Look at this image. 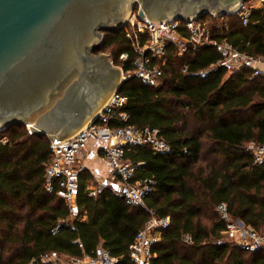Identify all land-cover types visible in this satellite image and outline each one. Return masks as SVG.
<instances>
[{
	"label": "trees",
	"instance_id": "16d2710c",
	"mask_svg": "<svg viewBox=\"0 0 264 264\" xmlns=\"http://www.w3.org/2000/svg\"><path fill=\"white\" fill-rule=\"evenodd\" d=\"M200 19L221 20L214 39L264 57V8L252 9L246 24L237 14L207 13ZM103 35L94 53L110 51L113 64L125 74L131 71L133 54L123 28ZM123 52L129 53L125 61L119 58ZM219 58L212 45L182 57L172 53L158 87L134 76L120 85L127 124L156 129L170 147L167 154L155 153L149 144L124 150L123 161L139 163L132 181L154 183L143 205L127 204L109 187L89 196L92 175L85 168L77 177L76 216L70 217L64 201L44 188L50 139L29 133L24 124L1 131L7 142L0 143V264H51L46 259L53 255L94 258L98 246L117 258L116 264H133L129 246L151 215L169 217L153 246V264H264V252H245L224 239L215 211L225 203L233 219L264 231V163L255 164L247 148L264 144V78L246 68L229 74L224 67L201 78L199 71ZM65 220L71 224L53 232Z\"/></svg>",
	"mask_w": 264,
	"mask_h": 264
},
{
	"label": "water",
	"instance_id": "95a60500",
	"mask_svg": "<svg viewBox=\"0 0 264 264\" xmlns=\"http://www.w3.org/2000/svg\"><path fill=\"white\" fill-rule=\"evenodd\" d=\"M247 1L0 0V132L24 124L54 142L95 119L125 79L94 50L133 4L151 21H186L232 15Z\"/></svg>",
	"mask_w": 264,
	"mask_h": 264
},
{
	"label": "built area",
	"instance_id": "2783aa9c",
	"mask_svg": "<svg viewBox=\"0 0 264 264\" xmlns=\"http://www.w3.org/2000/svg\"><path fill=\"white\" fill-rule=\"evenodd\" d=\"M257 1L259 7L243 5L234 13L240 17L243 24L247 23L252 9L264 8V0ZM209 15L212 18L219 17L210 13ZM209 21L200 18L186 21L183 19L151 21L139 16L138 8L132 9L122 26L124 37L129 41L133 54L130 62L132 69L122 78L134 76L144 85L158 87L163 68L172 53L182 57L188 51L195 52L209 45L215 48L220 58L206 69L199 71L201 78L206 77L217 67H224L229 74L246 68L251 70L252 76L264 78V57L243 53L229 44L225 38L214 39L213 32L220 29V23L212 26ZM119 58L125 61L129 58V53L123 52ZM186 68L187 64L183 66L182 71ZM120 71L123 75L121 67ZM126 99L127 97L118 91H113L95 119L70 137L54 142L50 140L52 160L45 167L44 188L47 192H54L64 201L70 217L76 216L77 177L86 168L82 158L90 141L105 143L99 155L109 165L110 175L107 181L100 180L96 185L90 181L89 196H95L109 187L127 204L143 205L144 198L153 191L154 183L151 179L132 181L139 163L123 161L124 150H129L135 145L149 144L155 153L167 154L170 152V147L158 137L156 129L148 127L138 129L127 124L129 115L122 110ZM109 120H116L123 125L111 127L108 124ZM5 142L7 138L1 137L0 143ZM247 148L251 151L255 164L264 163V144L251 143ZM215 211L224 223L222 235L227 242L245 252H264V231H257L241 220L233 219L225 203H219ZM70 222L62 221L53 232H56L62 224L68 225L71 224ZM168 225L169 217L151 215L145 225L137 231L129 246L128 257L133 264H153L155 257L153 246L159 241L162 230L167 229ZM71 229L74 227L71 226ZM182 238L185 242L190 241L189 235H183ZM49 262L51 264H116L117 258L110 256L102 246H98L94 258L65 257V259L59 258L58 261L57 257V260L55 258Z\"/></svg>",
	"mask_w": 264,
	"mask_h": 264
},
{
	"label": "crops",
	"instance_id": "0c3cea01",
	"mask_svg": "<svg viewBox=\"0 0 264 264\" xmlns=\"http://www.w3.org/2000/svg\"><path fill=\"white\" fill-rule=\"evenodd\" d=\"M104 147V143L101 141H90L87 144V149L85 151V154L82 158V161L92 175L91 182L93 185L99 183L100 180H108L109 173H110V167L99 156V151ZM85 217V216H84ZM83 217V218H84ZM57 256V255H56ZM58 258H65L67 256L59 255Z\"/></svg>",
	"mask_w": 264,
	"mask_h": 264
},
{
	"label": "rangeland",
	"instance_id": "374dc122",
	"mask_svg": "<svg viewBox=\"0 0 264 264\" xmlns=\"http://www.w3.org/2000/svg\"><path fill=\"white\" fill-rule=\"evenodd\" d=\"M250 0H248L247 2H249ZM251 5H253V6H251ZM244 6L245 7H248V6H251V7H259V1H257V0H254V1H250V3L249 4H245L244 3ZM129 13V12H128ZM221 22V20H217V21H214V22H212V21H209V23H210V25H212V26H216V25H218V23H220ZM101 53H103V54H105L106 56H107V58L109 59V61H111L110 60V57H111V53H110V51H104V52H101ZM111 64L112 65H114L116 68H118L119 69V71H120V67L121 66H119V65H117V64H113L112 63V61H111ZM122 68V67H121ZM120 76L122 77V76H124V77H126V74L123 72V75L122 74H120ZM100 156V155H99ZM55 258H56V260H57V256L55 255H53V256H49V258H47L46 260V262H49V261H51V260H55ZM61 259H65V258H61ZM58 261H59V258H58Z\"/></svg>",
	"mask_w": 264,
	"mask_h": 264
},
{
	"label": "flooded vegetation",
	"instance_id": "af4514ba",
	"mask_svg": "<svg viewBox=\"0 0 264 264\" xmlns=\"http://www.w3.org/2000/svg\"><path fill=\"white\" fill-rule=\"evenodd\" d=\"M137 8H138V4L137 3L132 5V9H137Z\"/></svg>",
	"mask_w": 264,
	"mask_h": 264
},
{
	"label": "bare ground",
	"instance_id": "6f19581e",
	"mask_svg": "<svg viewBox=\"0 0 264 264\" xmlns=\"http://www.w3.org/2000/svg\"><path fill=\"white\" fill-rule=\"evenodd\" d=\"M100 111H101V110H100ZM100 111H99V112H100ZM99 112H98V113H99ZM98 113H97V114H98ZM30 124H31V123H28V126H29Z\"/></svg>",
	"mask_w": 264,
	"mask_h": 264
}]
</instances>
